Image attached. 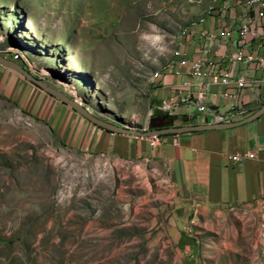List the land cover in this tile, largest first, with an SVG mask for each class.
Here are the masks:
<instances>
[{"label": "rangeland", "instance_id": "374dc122", "mask_svg": "<svg viewBox=\"0 0 264 264\" xmlns=\"http://www.w3.org/2000/svg\"><path fill=\"white\" fill-rule=\"evenodd\" d=\"M215 1L0 0V55L148 126L150 76ZM0 264H264V202H181L160 167L65 148L0 98Z\"/></svg>", "mask_w": 264, "mask_h": 264}, {"label": "crops", "instance_id": "0c3cea01", "mask_svg": "<svg viewBox=\"0 0 264 264\" xmlns=\"http://www.w3.org/2000/svg\"><path fill=\"white\" fill-rule=\"evenodd\" d=\"M242 14V10L236 9L184 29L177 46L188 64L183 66L171 59L163 69L154 72L161 71L159 77L155 78L154 73L150 76L149 116L159 111L162 102H167L171 105L169 115L176 118L173 126L214 123L212 116L197 110L195 92L202 89L209 95L201 103L218 115L240 110L249 115L263 105L264 70L255 64L244 70L235 63L228 66L233 79L242 78L247 83L233 98L224 96L233 93L232 85H211L208 78L198 80L190 76L193 63L202 62L203 69L212 72L221 58L234 49L231 41H221L208 48L199 38L200 31L236 26ZM0 98L12 105L17 116L42 125L65 148L160 167L181 202L198 200L209 206L264 202V115L232 129L162 136L151 148L146 137L112 133L96 126L18 71L2 64ZM246 153L254 154V158L234 164V155Z\"/></svg>", "mask_w": 264, "mask_h": 264}, {"label": "built area", "instance_id": "2783aa9c", "mask_svg": "<svg viewBox=\"0 0 264 264\" xmlns=\"http://www.w3.org/2000/svg\"><path fill=\"white\" fill-rule=\"evenodd\" d=\"M216 2H218L217 5ZM236 9L242 10L243 13L236 26L219 27L212 31L202 30L199 34L200 40L206 43L208 48L213 47L214 44H218L221 41H231L234 46L232 53L223 56L218 67L212 72L203 69L202 62L193 63L190 71L192 78L198 80L208 78L209 84L211 85H232L233 93L224 94L228 98L236 96L247 85L242 78L233 79L228 72V66L235 63L240 65L244 70L248 66L255 64L258 69L264 70V0H216L214 4L208 6L200 19L190 24H202L209 17L221 16L222 13L227 15L231 11H236ZM207 47L205 50H208ZM172 59L177 60L183 66L188 64L179 45L173 51ZM160 72L154 73L153 76L155 78L159 77ZM195 93L198 112H205L212 116L215 120L214 123L233 122L246 116V112L242 110L228 112L225 115H218L212 109L207 108L201 103L209 95L207 90L202 89ZM157 110L169 114L171 105L167 102H162ZM120 126L138 127L141 132L149 130L148 126L140 127L136 125V121L133 118L126 120ZM161 137L160 135H152L146 138L150 147L153 148L159 143ZM252 158H254V154L252 153L236 154L232 157V161L237 165L246 159Z\"/></svg>", "mask_w": 264, "mask_h": 264}, {"label": "water", "instance_id": "95a60500", "mask_svg": "<svg viewBox=\"0 0 264 264\" xmlns=\"http://www.w3.org/2000/svg\"><path fill=\"white\" fill-rule=\"evenodd\" d=\"M12 61H13V58L8 56L7 53L4 52V54L0 55V64L18 71L24 77H26L29 81H31L33 84H35L39 88L46 91L52 97H55L56 99L60 100L64 104L69 105L70 107H72L74 110L79 112L82 116L87 118L89 121H91L96 126L102 129H105L109 132H112V133L127 134V135H133L137 137H149L152 135L167 136V135H178V134H184V133H195V132H204V131H212V130L220 131V130L232 129L235 127L242 126L264 115V104H263L255 112L249 115H246L240 120L233 121V122L199 124V125H192V126H188V125L171 126L169 128H164L160 130H150L149 129L145 132H141L139 131L138 127L120 126L119 123L110 124V123L99 120L98 118L87 113L84 109L80 108L74 101L66 98L63 95V93H61L59 90L53 87H50L42 80L35 78L31 73H29L26 70V67H20Z\"/></svg>", "mask_w": 264, "mask_h": 264}, {"label": "trees", "instance_id": "16d2710c", "mask_svg": "<svg viewBox=\"0 0 264 264\" xmlns=\"http://www.w3.org/2000/svg\"><path fill=\"white\" fill-rule=\"evenodd\" d=\"M175 120L176 118L172 115L163 113L161 111H155L149 118L148 128L150 130H160L164 128H169L174 125Z\"/></svg>", "mask_w": 264, "mask_h": 264}]
</instances>
